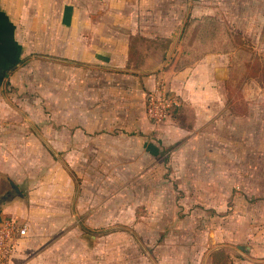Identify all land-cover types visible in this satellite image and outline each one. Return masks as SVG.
<instances>
[{"label": "rangeland", "instance_id": "1", "mask_svg": "<svg viewBox=\"0 0 264 264\" xmlns=\"http://www.w3.org/2000/svg\"><path fill=\"white\" fill-rule=\"evenodd\" d=\"M169 1L163 0L165 13H176L180 6V17L185 10L188 19L154 21V27L180 28L190 21L189 33L179 39L175 68L209 52L236 49L228 53L227 79L221 84L227 92L228 111L233 103V126L219 123L209 133L210 141L201 137L187 149L180 142L160 145L154 158L135 164L125 161L128 158L120 155L117 146L106 149L103 163H72L65 147L54 148L50 143L51 125L65 122L63 116L57 121L53 115L57 105L65 106L64 99H55L65 95V62L44 60L41 67H31L33 78L23 79L19 87L0 88L10 95L7 107L24 114L13 119L37 128L35 133L32 128L25 133L32 137L23 143L27 162L17 165V183L12 181L21 196L6 183L0 188L2 220L12 217L6 212L10 203H29L38 189L49 190L50 195L71 187L74 191V211L54 212L56 228L48 226L39 245L57 252L52 262L209 264L206 256L216 246L240 244V236L249 230L258 234L263 230L264 195L257 191L264 189V126L256 122V111L249 109L257 101L264 103V19L256 17L257 0H236L235 4L218 0L211 5L216 22L203 20L208 17L204 14L201 20L191 17L195 8L209 11L206 0L201 4V0ZM211 29L215 36L210 35ZM111 149L119 155L110 154ZM33 151L36 155L29 157ZM48 200L56 202L55 196ZM32 227L28 226L27 234L42 238L41 229Z\"/></svg>", "mask_w": 264, "mask_h": 264}, {"label": "crops", "instance_id": "2", "mask_svg": "<svg viewBox=\"0 0 264 264\" xmlns=\"http://www.w3.org/2000/svg\"><path fill=\"white\" fill-rule=\"evenodd\" d=\"M217 2L206 0L209 11L203 13L202 8H195L191 17L200 18L202 14L216 17L211 5ZM162 4L163 0H0V88L8 84L19 87L23 79L33 78L31 67H41L44 60L65 62V95L55 96L56 100L64 99L65 106L53 109L56 120L63 116L65 122L51 125L50 143L54 148L65 147L70 162L103 163L106 149L115 146L122 157L128 158L125 161L145 162L159 153L160 145L167 147L180 142L187 149L201 137L210 141L209 133L219 123L233 126V103L229 100L228 111L227 92L221 84L227 79L228 53L236 49L209 52L194 63L175 68L185 23L180 28L163 29L154 27V21H185L189 11H182L180 17L179 6L176 13L167 14ZM257 7L256 17L264 19V0H257ZM161 83L177 105L193 112L190 129L182 128L171 117L163 124L147 118L146 97ZM9 96L0 91V188L16 182L17 165L27 162L23 143L31 142L32 138L25 133L31 128L34 133L37 131L35 125L13 119L19 113L24 114L7 107ZM259 102L249 109L256 111V122L264 126V103ZM28 154L36 155L34 151ZM110 154L119 155L112 149ZM57 192L50 195L49 190L41 188L31 194L29 203L8 205L6 212L12 215L8 221L24 226L26 235L18 239L5 264H58L52 262L57 260L56 251L39 247L48 226L53 224L56 228L52 214L74 211L72 187ZM257 192L264 195V189ZM49 196H55L56 202L51 204ZM65 220L69 221L67 215ZM260 224L263 227L260 234L249 230L240 236V244L216 246L206 260L209 259V264H218L215 261L219 260L223 261L219 264L264 260V217ZM28 226L41 229L42 238L30 237ZM201 256H197L198 260Z\"/></svg>", "mask_w": 264, "mask_h": 264}, {"label": "built area", "instance_id": "3", "mask_svg": "<svg viewBox=\"0 0 264 264\" xmlns=\"http://www.w3.org/2000/svg\"><path fill=\"white\" fill-rule=\"evenodd\" d=\"M165 87L158 84L146 97L145 112L147 118L155 124H163L170 118L172 107L176 106ZM26 235V228L19 227L14 221H5L0 226V264L7 263L14 252L17 241ZM248 264H264V260Z\"/></svg>", "mask_w": 264, "mask_h": 264}, {"label": "trees", "instance_id": "4", "mask_svg": "<svg viewBox=\"0 0 264 264\" xmlns=\"http://www.w3.org/2000/svg\"><path fill=\"white\" fill-rule=\"evenodd\" d=\"M203 20H208V21H215L216 19L214 17L208 16V17H202ZM201 20V18H200ZM190 22V21H189ZM187 22L184 26L183 32H182V37L186 36L189 33L188 25L190 24ZM198 31V29H197ZM196 33V30L194 31ZM210 35H216V31L211 29ZM170 117L174 119L179 126L185 129H190L192 127L193 123V112L191 111L190 108L181 106V105H176L172 107L171 112H170Z\"/></svg>", "mask_w": 264, "mask_h": 264}, {"label": "water", "instance_id": "5", "mask_svg": "<svg viewBox=\"0 0 264 264\" xmlns=\"http://www.w3.org/2000/svg\"><path fill=\"white\" fill-rule=\"evenodd\" d=\"M10 186L11 188L15 191V193L19 196H21V193L19 192L17 186H15L13 183L10 182ZM3 224V220H2V217H1V214H0V226H2Z\"/></svg>", "mask_w": 264, "mask_h": 264}]
</instances>
